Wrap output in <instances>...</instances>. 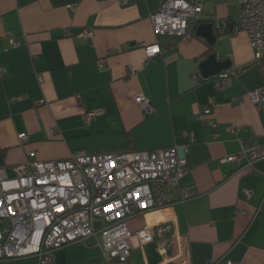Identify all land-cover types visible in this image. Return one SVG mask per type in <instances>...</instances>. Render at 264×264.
<instances>
[{"label": "crops", "instance_id": "obj_1", "mask_svg": "<svg viewBox=\"0 0 264 264\" xmlns=\"http://www.w3.org/2000/svg\"><path fill=\"white\" fill-rule=\"evenodd\" d=\"M159 4L0 0V165L11 175L10 166L28 151L49 160L77 149L177 144L187 171L170 203L127 219L132 231L152 225V239L143 245L135 240L126 264H264V154L251 171L224 160L249 138L264 150V114L246 96L262 83V74L234 19L229 24L235 31L219 35L214 51L230 60L229 83L216 87L214 76L204 78L198 68L208 53L196 25L214 15L235 17V0L206 2L194 35L184 39L153 31L150 15ZM86 28L91 36L83 34ZM153 43L160 51L147 57L142 44ZM138 94L148 100L150 112L135 101ZM89 110L95 114L87 120ZM20 131L27 135L22 143ZM156 222L167 226L164 234H158ZM0 264L38 260L29 255ZM49 264H105V259L89 240L57 249Z\"/></svg>", "mask_w": 264, "mask_h": 264}, {"label": "built area", "instance_id": "obj_2", "mask_svg": "<svg viewBox=\"0 0 264 264\" xmlns=\"http://www.w3.org/2000/svg\"><path fill=\"white\" fill-rule=\"evenodd\" d=\"M213 1L217 0H160L158 9L150 15L153 31L189 38L204 4ZM235 3L236 25L246 32L262 74V83L246 91V96L264 114V0ZM211 18L216 27L221 26L219 17ZM82 32L92 34L89 28ZM11 41L16 44L13 38ZM142 45L147 57L160 51L157 43ZM231 73L220 72L214 78L215 86L229 83ZM135 101L145 112L152 110L143 95L135 96ZM209 109L205 106L203 111L208 113ZM94 114L95 110L86 111L85 119ZM17 136L21 143L27 139L22 131ZM182 147L186 150L185 145ZM262 154L264 150L249 138L237 153L224 160H232L238 170L251 171ZM30 155L28 151L24 160L10 166L11 175L0 165V259L33 255L38 264H49L57 249L91 240L99 247L105 264H126L135 240L143 245L152 239V225L132 231L127 219L170 203L173 188L187 171L177 144L121 151L77 149L69 157L49 160ZM250 195L247 192L245 197ZM154 224L158 234L167 231L164 223ZM225 264L233 263L226 260Z\"/></svg>", "mask_w": 264, "mask_h": 264}, {"label": "water", "instance_id": "obj_3", "mask_svg": "<svg viewBox=\"0 0 264 264\" xmlns=\"http://www.w3.org/2000/svg\"><path fill=\"white\" fill-rule=\"evenodd\" d=\"M195 35L201 36L207 43H212L216 39L211 22H201L196 25ZM230 66L228 58H218L214 51L209 52L204 59L198 63V68L202 77L217 76L220 72L227 70Z\"/></svg>", "mask_w": 264, "mask_h": 264}, {"label": "trees", "instance_id": "obj_4", "mask_svg": "<svg viewBox=\"0 0 264 264\" xmlns=\"http://www.w3.org/2000/svg\"><path fill=\"white\" fill-rule=\"evenodd\" d=\"M229 16V17H228ZM228 16H226L225 18H224V20H222L220 17L218 18V22L221 24V26L220 27H216L215 26V21L212 19V18H210V20L212 21V23H213V26H214V28H213V31L215 32V34H216V38L219 36V35H221V34H232L234 31H235V24H236V20H235V17H233V15L232 14H229ZM231 16V17H230ZM229 18H230V20L231 19H234V26L232 25V26H230V24H229V22H230V20H229ZM197 22H199V21H197ZM197 22H196V24H197ZM194 28H195V26H194ZM193 28V29H194ZM235 28V29H234ZM193 35H194V33H193ZM216 40V39H215ZM205 42V44L207 45V47H206V49H205V51H204V54H207V53H209V52H212V51H215V41L214 42H212V43H207L206 41H204ZM213 77V76H212ZM214 78H215V76H214Z\"/></svg>", "mask_w": 264, "mask_h": 264}, {"label": "rangeland", "instance_id": "obj_5", "mask_svg": "<svg viewBox=\"0 0 264 264\" xmlns=\"http://www.w3.org/2000/svg\"><path fill=\"white\" fill-rule=\"evenodd\" d=\"M212 22V21H211ZM213 24V23H212ZM240 31H242V30H240ZM173 38H175V37H173ZM216 49H217V46H216ZM255 60H256V62H257V59H256V57H255ZM257 65H258V63H257ZM248 91V90H247Z\"/></svg>", "mask_w": 264, "mask_h": 264}]
</instances>
